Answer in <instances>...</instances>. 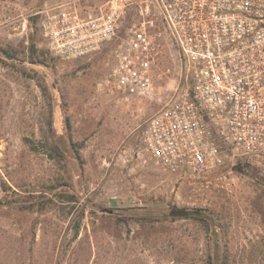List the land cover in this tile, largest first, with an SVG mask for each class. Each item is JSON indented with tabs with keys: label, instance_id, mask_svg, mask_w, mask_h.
I'll use <instances>...</instances> for the list:
<instances>
[{
	"label": "rangeland",
	"instance_id": "obj_1",
	"mask_svg": "<svg viewBox=\"0 0 264 264\" xmlns=\"http://www.w3.org/2000/svg\"><path fill=\"white\" fill-rule=\"evenodd\" d=\"M69 1L0 0V47L23 44L28 54L32 39L38 48L46 47L37 13ZM75 1L83 16L96 15L106 2ZM134 15L129 10L120 38L77 62L57 58L45 67L0 55V196L7 198L0 205V264H205L203 252L209 248L203 226L182 221L167 227L165 242L157 247L147 243L138 222L102 221V211L92 209L93 204L118 216L129 207L213 210L222 217L217 232L228 264H264V156L226 150L225 167L207 175L232 171L237 180L232 194L214 187L192 191L137 158L143 127L161 107L126 100L105 87L115 50ZM159 63L156 93L165 100L179 70L176 50L168 49ZM55 144L59 157L49 153ZM77 150L83 162L76 159ZM62 194L76 199L62 200ZM49 199L56 206L48 203L44 212L17 207ZM83 209L75 237L74 221Z\"/></svg>",
	"mask_w": 264,
	"mask_h": 264
},
{
	"label": "built area",
	"instance_id": "obj_2",
	"mask_svg": "<svg viewBox=\"0 0 264 264\" xmlns=\"http://www.w3.org/2000/svg\"><path fill=\"white\" fill-rule=\"evenodd\" d=\"M131 9L105 87L161 107L143 127L137 158L192 191L234 193L232 171L207 174L225 167L228 148L264 156V0H106L93 16L72 0L38 12L39 32L56 58L77 62L120 38ZM168 49L179 70L164 100L156 89Z\"/></svg>",
	"mask_w": 264,
	"mask_h": 264
},
{
	"label": "trees",
	"instance_id": "obj_3",
	"mask_svg": "<svg viewBox=\"0 0 264 264\" xmlns=\"http://www.w3.org/2000/svg\"><path fill=\"white\" fill-rule=\"evenodd\" d=\"M23 44L19 48H14L11 46L8 47H0V55L10 61H19L21 63H31L34 65H42L48 67L52 62H54L57 58L53 55V53L47 48H38L35 44L34 40H31L29 52L26 53L25 49L22 48ZM6 62L5 60H2ZM26 73L25 66H19ZM65 110V109H64ZM66 115V112H65ZM67 128L71 130L70 119L66 117ZM49 130L54 129V120L53 114L51 112L50 119L48 121ZM70 142L75 145L72 138H70ZM49 145L48 140H46V146ZM49 153L52 157L61 156V151L58 145L49 146ZM35 149V147H33ZM76 159L80 162H83L82 156L79 150L76 151ZM1 190V188H0ZM33 197V196H31ZM60 199H67L70 202L75 201V196L71 194H62ZM7 198L0 196V205L6 203ZM48 203L50 205L56 206L54 200L49 199L46 202H36L31 203L29 206H17L22 210L35 211L38 209L39 212H44L48 210ZM38 207V208H37ZM72 209L70 212H72ZM92 209L102 211L101 220H114L118 223L123 222L128 224L129 221H136L140 225V231L146 235L148 238L147 243L150 245L151 243L155 246H159L160 243L165 242L162 238V233L166 230L167 227L173 226L179 222L185 221L193 224H197L203 226L206 230L207 237V245L209 250L203 252L205 264H228V254L225 252L221 245V240L219 238V233L217 232L218 227L221 225L222 217L218 215L213 210L208 209H187V208H177L175 206H166L161 208H137V207H129L122 209L123 216H118L114 214L103 213L104 210L107 209L104 206L100 205H92ZM93 210V214L98 216V212ZM69 212V213H70ZM86 210L83 209L79 216L76 217L74 221L75 224V237L78 236L79 230L81 227V220L85 217ZM117 220V221H116ZM117 223V224H118ZM212 230L213 238H208L209 231ZM182 240V239H180ZM179 241V240H178ZM165 245V243H164Z\"/></svg>",
	"mask_w": 264,
	"mask_h": 264
},
{
	"label": "water",
	"instance_id": "obj_4",
	"mask_svg": "<svg viewBox=\"0 0 264 264\" xmlns=\"http://www.w3.org/2000/svg\"><path fill=\"white\" fill-rule=\"evenodd\" d=\"M103 213L113 214V211H111V210H104Z\"/></svg>",
	"mask_w": 264,
	"mask_h": 264
}]
</instances>
